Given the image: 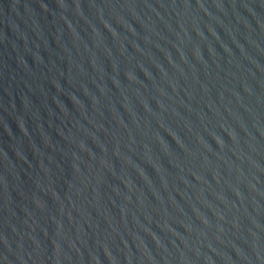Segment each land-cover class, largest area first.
Segmentation results:
<instances>
[{
	"label": "water",
	"instance_id": "obj_1",
	"mask_svg": "<svg viewBox=\"0 0 264 264\" xmlns=\"http://www.w3.org/2000/svg\"><path fill=\"white\" fill-rule=\"evenodd\" d=\"M0 264H264V0H0Z\"/></svg>",
	"mask_w": 264,
	"mask_h": 264
}]
</instances>
